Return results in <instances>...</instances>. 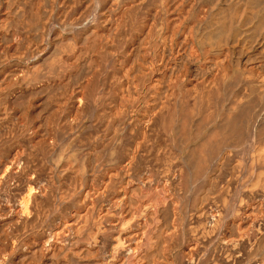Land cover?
<instances>
[{"label":"clouds","instance_id":"9594fccd","mask_svg":"<svg viewBox=\"0 0 264 264\" xmlns=\"http://www.w3.org/2000/svg\"><path fill=\"white\" fill-rule=\"evenodd\" d=\"M0 264H264V0H0Z\"/></svg>","mask_w":264,"mask_h":264}]
</instances>
